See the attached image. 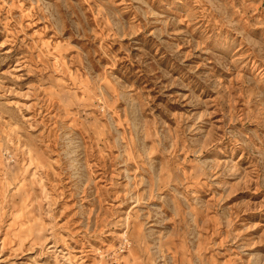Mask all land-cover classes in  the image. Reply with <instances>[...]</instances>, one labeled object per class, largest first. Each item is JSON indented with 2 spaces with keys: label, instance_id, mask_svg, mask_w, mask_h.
Returning <instances> with one entry per match:
<instances>
[{
  "label": "rangeland",
  "instance_id": "1",
  "mask_svg": "<svg viewBox=\"0 0 264 264\" xmlns=\"http://www.w3.org/2000/svg\"><path fill=\"white\" fill-rule=\"evenodd\" d=\"M0 264H264V0H0Z\"/></svg>",
  "mask_w": 264,
  "mask_h": 264
}]
</instances>
